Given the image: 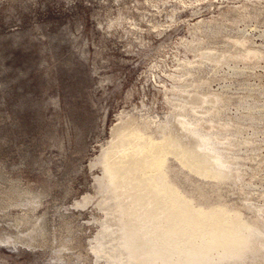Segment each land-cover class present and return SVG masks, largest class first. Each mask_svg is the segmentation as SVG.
Returning <instances> with one entry per match:
<instances>
[{"label":"rangeland","instance_id":"obj_1","mask_svg":"<svg viewBox=\"0 0 264 264\" xmlns=\"http://www.w3.org/2000/svg\"><path fill=\"white\" fill-rule=\"evenodd\" d=\"M0 264H264V0H0Z\"/></svg>","mask_w":264,"mask_h":264},{"label":"bare ground","instance_id":"obj_2","mask_svg":"<svg viewBox=\"0 0 264 264\" xmlns=\"http://www.w3.org/2000/svg\"><path fill=\"white\" fill-rule=\"evenodd\" d=\"M139 185V184H138ZM158 215V214H157Z\"/></svg>","mask_w":264,"mask_h":264}]
</instances>
